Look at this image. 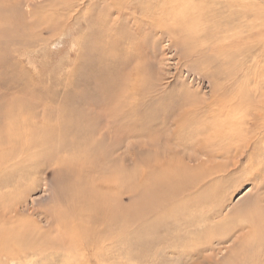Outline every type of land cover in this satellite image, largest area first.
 <instances>
[{
    "label": "rangeland",
    "instance_id": "rangeland-1",
    "mask_svg": "<svg viewBox=\"0 0 264 264\" xmlns=\"http://www.w3.org/2000/svg\"><path fill=\"white\" fill-rule=\"evenodd\" d=\"M120 64H124L123 68ZM115 68H122L123 79L129 86L136 79L138 92H144L140 98L134 96L129 100L137 106L136 114L125 112L126 102L116 104L112 98L108 79ZM152 98H186L178 113L189 111L190 125L182 127L179 133L194 132L195 145L186 148L163 142L161 138L167 139L175 131L171 124L152 134L150 131V136L125 134L124 143L113 154L126 156L123 165L129 173L124 176L125 205L135 198L136 191L130 190L133 188L130 186L135 187L139 180L154 172L170 173L177 154L181 155L177 158L180 161L198 166L196 173L201 174V180L196 189L203 194V211L213 214L206 223L222 219L241 203H245L242 208L248 209L255 197H264V0H0V224L7 226L18 219L23 224L34 222L44 230L49 221L46 210H51L62 193L61 176L52 161L58 160L56 157L63 158L62 162L84 157L85 148L80 144L84 137L92 135L93 142L105 138L106 144L120 139L123 132L118 126L123 122L134 121L139 125L145 122L152 106L157 105V102L150 105ZM234 101L239 104L234 110L224 105H235ZM219 103L234 120L243 114H246L243 119L247 117V130L242 131V137L237 135L235 142L233 139L232 158L219 156L226 142L218 136L225 129L212 123ZM121 114L126 116L119 123ZM164 114L160 110L154 122L158 119L160 124ZM254 120L262 124L259 130L254 128ZM75 121L79 126L93 122L94 132L78 133ZM8 122L15 132L5 127ZM40 122L53 129L46 139L51 137L54 142L46 140L39 145L45 136L33 132L30 126H38ZM153 135L158 141L151 140ZM73 140L78 146L71 150ZM198 142L200 150L196 147ZM212 150L217 154L209 157L207 151ZM183 155L196 159H183ZM155 156L166 165H158L160 161L156 162ZM137 159L146 165L136 166ZM221 164L225 170L218 168ZM112 169V174H116ZM230 170L232 174L228 175ZM258 203L264 207V199ZM161 232L152 234V238L156 239ZM241 233L236 232L233 238L241 237ZM138 237L141 235L132 244L133 240L126 237L124 247L129 253L125 259L108 262L103 258L100 263L179 262L178 257L161 251L163 246L150 250L143 246V238ZM231 244L221 243L220 251L210 253L212 261H219L229 253ZM104 245L98 248L99 252L93 247L78 255L75 263L97 264L93 259L97 254L105 256ZM138 253L143 254V260L135 256ZM87 254L89 262L85 260ZM2 255L0 264H25L26 259L31 264L41 260L45 263L39 256L24 260L18 255L13 259L8 254Z\"/></svg>",
    "mask_w": 264,
    "mask_h": 264
},
{
    "label": "bare ground",
    "instance_id": "bare-ground-1",
    "mask_svg": "<svg viewBox=\"0 0 264 264\" xmlns=\"http://www.w3.org/2000/svg\"><path fill=\"white\" fill-rule=\"evenodd\" d=\"M111 47L112 51L113 46ZM107 62L109 63V61ZM121 65L123 68L124 64H120V66ZM108 67L110 68L109 64ZM122 68H115L113 74L109 73L112 75H110L108 79V85H110V88L113 92L112 98L115 100V103L120 104V102H122L121 104L125 105L126 102V111L125 109L123 111H128V114H136L134 110H138L136 109L137 106L134 104V106L130 104L132 103L130 101L133 100L132 98H134V96L140 98L141 96H143L144 92H138L136 79H133V81L131 80L132 83L130 86L127 84V82L124 81L123 74L121 73ZM117 70H119L120 72L117 73ZM105 72H107L106 69ZM104 75H101L102 78L104 77ZM96 84H98V82ZM30 90L31 89H29V91ZM93 96L95 98V95ZM185 99L186 98L165 100L161 98L162 101L160 100V98L158 100H154V98L149 99L151 100V102L149 101L151 106L154 102H157V105L152 106L154 107L153 110L145 116V122H143L142 124L139 125L138 122L135 123L134 121L131 123H126L123 122V117L126 115L123 116L121 114V118L120 116H118L119 123L123 122V125L118 126V130L123 132L122 134H120V139L111 141L110 143H107V145L104 142L105 138H100L99 140L93 142L91 135L87 138L84 137L82 143H80L85 148L84 157L81 156L80 158H67L69 162H62L63 158L59 157H56L58 160L52 161L51 158L50 160L52 161V163L57 166L56 172H58V175L60 174L61 176L62 193H60V195L55 199L53 207H50L51 210H46L47 212L43 210L48 213L49 217L48 224L46 223L47 225L45 226L46 228L44 230H41V227H39V225L34 222H26L23 224L18 221V219H14L13 221H11V223H9L8 221L9 225L7 226H5V224H0V256L4 253L10 255V258L13 256L11 258L13 259L14 255H18L23 257L24 260L27 257H30L31 259L32 256H39L45 259L46 264H60L61 262L63 264H76L75 262L78 261V255L81 256L82 254H86L88 249L90 248H96V251L99 252L98 248L106 243V245H104L106 247L105 256L99 257V254H97L93 260H95V263L97 264H101V260L104 261V259H106V261L108 262H115V258L125 259L129 253L124 247L126 246V237L133 240L131 241L132 244L135 240L134 238H136L138 235H141V237H138L137 239L143 238V246H145L146 248H150V250L157 246H163L161 251L169 253L171 254V256L174 255L175 257H178L177 259L179 260V262L177 264H186L187 262L188 264H264V207H261L258 203L263 200L264 197H257V199L255 197V199L253 200L254 202L252 201V199H250L252 203L250 205V208L248 209L242 208L245 203H241V205L232 208L231 212L228 215L223 216L222 219H219L211 224L206 223L208 217H212L213 214H211L210 211H203V194L200 193L198 189H196L199 188L198 184L201 180V174L196 173L198 166H189L188 164H186V162H184L185 160L183 161V163L182 161L177 159L178 157H181V155L179 154H177L179 156L176 155L175 159H172L174 160L172 162L173 169L170 173L162 174V172H154V174L149 175V178L147 176L139 180L138 184L135 185V187L130 186L133 187L130 190L136 191L134 195L135 198L133 197L134 199L131 200L129 205H125L122 202L123 194L126 191H124L126 179L124 176L125 174H128L129 171L128 168L123 165V162H126L125 154H123L122 156H113V154L120 149L126 139V135L135 136L141 135L142 133L147 134L150 131L152 134V132H156V130L158 129L168 127L170 124L174 126L175 131L167 139L161 138L163 142L181 144L186 148L192 147L194 144L193 142L195 141V139H192L194 132H185L183 135H180L179 133V131L182 130V127L186 128L189 124V122L187 121L189 115L187 113H189V111L181 110L183 112L180 114L178 113L179 108L186 104ZM187 102H189V100ZM190 104L193 105V103ZM224 105H226V107L228 106L230 110H234L235 107H239V104L237 102L235 103V105ZM214 106L212 105L210 107ZM8 107L6 108L8 109ZM215 109L216 112L213 113V116L211 115L213 121L211 122L214 123V126L216 125L225 129V133L218 136L219 138H222V141H224L223 139H226L225 145L219 152V156L232 158V156L234 155L232 153V150L234 148L233 139L235 142V137L237 135L242 137V135H240L242 131L247 130V120H245L247 119V117H245V119L242 118L243 116H246V114H243L240 118H235L234 120V118L230 117L228 113L226 114L224 112L223 106L220 105ZM160 110L164 111L166 115L164 114L165 116L164 118H162L163 120L160 122V124H158V119L154 122V117L156 116L155 114L160 112ZM188 110L191 111V109ZM115 111L116 110L114 107L113 113H115ZM10 114L11 113H9L8 115ZM156 118L158 117L156 116ZM9 122L11 121L9 120ZM253 122V124L255 125V129L261 128L262 124H260V122H257L256 120H254ZM75 123L77 124V127H75L80 134L86 131L87 133L94 132L93 122L90 123L89 121H86L85 124L80 126L76 121ZM248 123H250V121ZM13 124L15 123H12V125ZM197 124L198 123H196L195 125ZM10 125L11 123H9L8 126L6 125L5 127L7 129L14 130V128L10 127ZM30 128L32 131L34 130L33 132H40L43 136H45L44 140H41L39 142V145H43V141H51V137L46 139V136L49 133L52 134V132L54 131H51L53 129H51L50 127H45V123L40 122L38 126L31 124ZM236 128L241 129V131L238 130V132H236ZM196 132L199 133L200 130ZM151 134L149 133V136ZM155 136L156 135H153L151 137V140L153 142H155L157 139V137L155 138ZM31 138L33 139L32 136ZM219 138L218 142L221 141ZM17 139L19 140V138H16V140ZM77 141L79 142V140ZM51 142L54 141L52 140ZM200 142H198V146H196L198 150L201 149ZM70 144L73 145L71 147V150L75 149L78 146V144L74 140L70 142ZM57 145L58 147H60L59 142H57L56 146ZM61 147L66 146L62 145ZM61 150L67 151L66 149H59L58 151ZM212 151H207V155L209 157L217 154V151ZM230 153L232 154L230 155ZM186 157L189 159H196L193 157L190 158L187 155H183V159H185ZM155 159L156 162L157 159H159L158 161L160 162L158 163V165H166L165 163L161 162L162 159L159 156H155ZM44 160L46 161V159ZM144 164L146 165V163L141 159L140 161H138L137 159L136 166H144ZM235 167L237 166L235 165ZM112 168L115 169L116 174H112ZM218 168L220 170H225V167L222 164L219 165ZM230 172L231 170L228 171L227 174H232ZM193 174L195 175L192 177ZM136 194L139 196H137ZM219 199L221 200V198ZM215 213L217 212L215 211ZM34 214L38 215L37 213ZM158 231L162 232L159 233L156 239H153L152 234L158 233ZM238 231H242V236L240 235L241 237L239 238L235 236L236 239H234L233 236ZM227 241H230L232 243L229 247L230 252L222 256L219 261H212L210 253L214 252V250L216 249L220 251V244ZM150 250H147V252L152 253V251ZM88 254L85 260L89 262L91 260H89ZM147 254L149 255V253ZM142 255V253H138L135 256L138 257V259L143 260L144 258ZM18 256H16V258H18ZM41 261L37 263L45 264ZM30 262L32 261L27 259L24 261L25 264H31ZM119 264H122V262H120Z\"/></svg>",
    "mask_w": 264,
    "mask_h": 264
}]
</instances>
